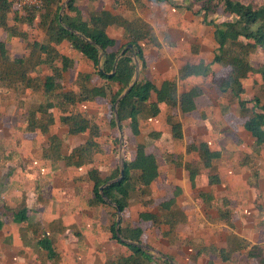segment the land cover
<instances>
[{
    "label": "crops",
    "instance_id": "1",
    "mask_svg": "<svg viewBox=\"0 0 264 264\" xmlns=\"http://www.w3.org/2000/svg\"><path fill=\"white\" fill-rule=\"evenodd\" d=\"M183 1L171 0V3L158 5L152 0H142L143 7L139 6V0H77V4L85 20H89L92 13L108 10L127 19L141 17L152 25L161 47L145 44L148 60L145 67L141 64L140 67L146 74H151L147 80L160 86L166 79L178 80L180 67L189 61L193 63L200 59L211 61L217 47L213 38L212 53L208 56L204 54L203 49L207 46V39L204 36L209 25L202 19L203 13L198 15L200 19H196L195 13L198 12L196 9L192 12L178 10L176 5L182 4ZM185 21L187 23L182 24ZM29 29L38 33L32 40L42 41L45 38V34L37 27L29 26ZM27 33L31 39L30 33ZM107 35L116 40V46L109 48V52L119 50L128 42L125 30L121 27L108 26ZM18 40L23 41L15 38L9 44V50ZM23 42L26 51L27 43ZM195 45H199V54L192 50ZM60 51L75 60L77 71L94 72L93 67L89 66L86 59L72 49L69 43H63ZM262 55L264 52L259 50L256 60L264 63ZM150 57L152 59H149ZM74 79L75 72H69L64 80L66 86L71 87ZM179 88L181 89L182 85H179ZM202 89L205 94V87L202 86ZM217 92L220 101L224 94L219 90L214 91ZM155 98L153 100H156ZM38 100L37 94L27 93L19 96L0 88V214L2 207L19 208L20 202L23 201L29 216L27 221L20 223L2 217L5 220L3 230L0 232V264H116L119 258L129 255L131 250L114 238L111 232L110 228L118 218L117 216L114 219L112 216L116 213L113 208L116 206L106 208L89 205L94 185L86 175L88 168L67 166L64 161L45 160L44 148L49 147V136H45L44 140L37 134H31L34 137L22 136L20 130L16 131L18 124L13 125V133L4 128L5 120L16 118V114H21L20 111L23 109L27 111L31 102L35 103ZM219 101L215 107L209 105L199 107L197 103L198 109L191 113L193 114L191 117H187L191 114L184 115L187 118L180 116L179 121L182 123L184 133L181 140L173 137L171 126L169 132L164 133L162 128H151L155 125L154 120L162 122L159 116L164 114V109L168 120L170 109L165 104H160L158 116L141 119V134L138 137L134 136L136 141L139 137L145 140L157 139L166 148L165 154L173 155L174 160L177 156L182 158L183 166L178 167L171 163L160 167V178L167 182L166 186L172 191L169 194L171 196L165 191H159L157 196L162 199L159 206L149 209L142 206V197L138 201L134 194L123 214V226H131L139 220L142 212L159 214V208L163 204L173 202L169 207L180 209L186 215L188 221L179 223L175 230L176 236L171 239L164 238L159 229L150 222L145 224L147 229L139 246L148 250L155 258L154 252L160 254L157 259L165 260L167 255L173 264H187L185 257L189 254L187 259L191 264H248L247 253L251 246L260 245L264 248V147L258 152L254 151L255 138L244 128L246 119L240 114L239 99L232 96L231 103L226 99L224 102ZM108 106L110 107L106 99L98 98L95 102L81 104L78 107L82 114L101 126L102 139L105 141L104 149L105 144L112 142L110 136L112 131L107 119ZM211 112L214 113L213 116H218L217 131L212 123ZM195 113L200 114V119L191 120ZM239 119L242 120L241 124L235 126L234 120ZM186 121L194 125L186 126ZM148 127L151 129L146 130L147 134H144L143 129ZM187 130L189 137L186 134ZM53 131L62 140L63 152L67 155L87 140V135L84 134L68 135V128H59L57 123ZM155 132L160 134L153 136ZM144 141L138 140V144L145 143L147 150ZM202 142L208 143L212 150L222 152V156L215 160L213 170L201 168L196 178V186L193 188L190 174L184 165L199 162V154L195 150L188 152V148ZM102 157L105 161L99 167V172L101 178L105 179L111 170L122 165L118 157L119 164L116 166L115 160L118 158L112 153L109 154L106 149ZM211 177L217 178L219 182L210 184ZM176 193L179 194L175 197ZM200 193L207 194V198L200 197ZM229 200L234 204L235 214L236 209L237 214L246 213L239 222L238 217L235 219L233 216V226L224 222L221 216V211L227 204L225 202ZM211 202L212 205L208 206ZM164 219L169 221L170 216L165 214ZM145 235L147 240L144 238ZM231 235L246 240L251 246L237 255V261L224 263L211 252V247L227 248ZM43 239L52 244L57 257L49 258L48 251L43 248L44 244H41ZM143 241L148 244H143Z\"/></svg>",
    "mask_w": 264,
    "mask_h": 264
},
{
    "label": "trees",
    "instance_id": "2",
    "mask_svg": "<svg viewBox=\"0 0 264 264\" xmlns=\"http://www.w3.org/2000/svg\"><path fill=\"white\" fill-rule=\"evenodd\" d=\"M152 2L163 5L171 3V0ZM43 3V11L40 12L31 7L18 10L14 7L13 0H0V31L7 33L6 41H0V88L19 96L27 93L39 95V100L31 102L25 113L23 109L26 116L24 131L37 134L40 139L49 136V147L44 148L45 160L64 161L67 166L88 168L86 175L94 185L93 196L88 202L91 207H111L107 202L110 200L116 206L113 207L116 210L112 215L114 219L121 212L120 224L115 219L110 229L114 238L128 246L131 253L119 258L116 264H173L167 255L165 260L157 259L139 245L142 244V236L147 229L146 223L150 222L164 238L171 239L176 236L175 230L179 223L188 221L186 215L180 209H171L169 205L173 202L163 204L159 208L161 214L142 212L139 220L131 226H123V214L134 194L138 197L151 194L152 184L160 177L162 165L173 163L178 167L183 166L182 158L177 156L174 160L170 154L158 158L147 152L143 142H139L134 157L130 158L126 149L128 140L124 137L126 126L134 136H140L141 119L158 116L160 104H165L170 109L167 121L172 128L173 137L176 140L183 139L182 123L173 112L178 111L182 115L195 112L198 109L197 100L203 96L204 91L201 84L191 82L201 80L203 83L212 78L211 82L222 94L230 92L239 99L240 114L246 119L244 128L255 138L254 151H260L264 147V104L257 96L250 100L242 99V96L246 92L245 81L249 78L258 77L264 85V63L254 58L259 50L264 52V3L184 0L182 4L176 5L179 9L191 12L197 9L204 14L205 24L213 27L217 46L213 59L209 62L200 59L198 62L185 63L179 69L178 80L166 79L160 86L147 79H138L118 105V99L135 81L138 67L136 59L143 67L147 64L148 56L144 45L161 47L153 26L141 17L127 19L108 10L92 13L89 20H85L77 0H71L66 6V0H43ZM138 4L140 7L144 6L142 0ZM220 10L231 16V19L221 23L209 21ZM24 24L31 28L37 27L45 34V38L42 41L30 39L27 32L20 30V25ZM108 26H118L125 30L128 42L117 51H108L116 46V40L106 33L105 28ZM15 38L27 43L22 56L12 57L9 53L8 46ZM65 42L86 59L88 65L93 67V73L76 70L75 60L60 51ZM199 49V45L192 48L195 54H199ZM123 50L125 52L121 54ZM216 68L228 69V74L215 77ZM69 72H75L71 87H67L64 81ZM179 85H182V90ZM98 98L106 99L110 105L108 120L111 130L118 129L115 110L121 123L120 130L124 137L123 177L122 166H117L105 179L101 178L99 166L103 161L99 159L105 155L101 126L78 110L81 104L95 102ZM56 123L59 128H68V135H87L86 142L68 155L65 154L62 140L53 131ZM156 134L160 133L155 132L153 136ZM111 139L116 146L120 142L118 137L112 135ZM193 150L199 154V162L186 163L184 167L190 174L192 187L195 188L201 168L213 170L214 162L221 158L222 152L212 150L206 142L188 148V152ZM247 160L248 157L245 162ZM218 182L217 178H210V184ZM199 195L203 199L208 196L205 193ZM225 203L227 204L221 211V216L224 222L233 226L234 204L231 200ZM151 204L150 201L143 206ZM20 205L19 208L2 207L0 232L4 227V217L17 223L28 220L25 202L21 201ZM165 214L170 216L169 221L164 219ZM41 244H44L43 248L48 251L50 259L57 257L48 240L43 239ZM250 246L246 240L231 235L227 248L211 247V252L224 263H230L237 261V255ZM247 258L248 264H264V248L260 245L251 246Z\"/></svg>",
    "mask_w": 264,
    "mask_h": 264
},
{
    "label": "rangeland",
    "instance_id": "3",
    "mask_svg": "<svg viewBox=\"0 0 264 264\" xmlns=\"http://www.w3.org/2000/svg\"><path fill=\"white\" fill-rule=\"evenodd\" d=\"M238 1H242V2H245V3H248V2H251V1H254V2H258V3H261V4H263L264 3V0H238ZM177 3H179V1H177ZM181 4V3H180ZM178 10H182V9H179L178 8ZM197 10V9H196ZM198 11V10H197ZM199 14H201L199 11L197 12V14L195 13V17H196V19H200L201 17H202V19H204V14H202V16L201 17H199L198 15ZM182 15H183V13H182ZM228 19H231V16H227V15H225L224 13H223V11H219V13H217L216 15H213L212 17H210V19H209V21H211V20H214V21H216L217 23H221V22H223V21H225V20H228ZM158 20H159V18H158ZM181 20H183V19H181ZM12 21H13V19H12V17H11V24H12ZM160 21V20H159ZM185 23H187L186 21L185 22H183L182 24H185ZM185 27H187V25H185ZM184 27V28H185ZM208 28H207V32L205 33L206 35L204 36L205 37V39H207L206 41H207V46H205L204 47V49H203V52H204V54L205 55H209V54H211L212 53V51L213 50H211L212 49V46H211V42L213 43V27L212 26H207ZM20 28H21V30L24 32H29L30 33V37H31V39H33L34 38V36L35 35H38V33H36L35 31H30V29H29V26L27 25V24H24V25H20ZM107 28L108 27H106L105 28V30H106V33H107ZM180 28H182V27H180ZM33 35V36H32ZM0 39H3V41H6V39H7V33L6 32H4V31H0ZM14 46L13 47H10V55L12 56V57H18V56H20V55H22L23 53H24V51H25V49H24V47L25 46H23L24 44H25V42H23V41H21V40H18V41H15L14 43ZM261 57H264V55H262ZM254 58H256V56H254ZM149 59H152V57H150ZM140 64L141 63H139L138 62V78L140 79V80H145V79H147V77H149V75H151V74H146V71L143 69H141V67H140ZM85 68H87L86 66H85ZM226 74H228V69H225V68H216V70H215V77H219V76H222V75H226ZM211 80H212V78H209L208 80H207V82H204L203 81V83H201V82H198V81H194V82H191V84H194V83H197V84H201L203 87H205V91H206V93L204 94V96H202L198 101V103H199V107H204L205 105L206 106H214L215 107V105L217 106V103H218V101H219V99H218V92L217 93H214V91H216V90H218L217 89V87L215 86V84L213 83V82H211ZM245 89H246V92H245V94H243V99H247V100H250V99H254L256 96L257 97H259L261 100H262V102L264 103V85L262 84V81H261V79L260 78H258V77H251V78H249L247 81H245ZM181 90H182V88H181ZM155 97V96H154ZM231 98H232V95L230 94V92L229 93H227V94H224L223 96H222V98H221V100L220 101H222V102H224L225 101V99L226 100H228V102L229 103H231ZM219 101V102H220ZM109 107V106H108ZM236 109L238 108V106L237 107H235ZM21 112V114L20 113H18V114H16L17 116H16V118H11V119H8V120H5V122H4V128L6 129L7 128V130L8 131H10V133H13V125H17L18 124V127L16 128V131L17 130H20V133H21V135L22 136H31V137H34V135H31V134H28V133H26L25 131H24V127H23V123H24V120H25V111H24V113H23V110H21L20 111ZM169 112H170V110H169ZM111 113V111H110V107H109V112H108V114H107V116L109 115ZM163 113L164 114H161L159 117L161 118V120H162V122H157V120H154L155 121V125L154 126H152L151 128H162L163 129V132L162 133H164V132H169V127H170V125L167 123V120H166V118H167V116H166V111H165V109L163 110ZM174 114H177V117H179L180 118V116L181 117H184V118H187V117H191L193 114H191L190 116H187V117H185L184 115H182L181 113H179L178 111H174L173 112ZM172 113V114H173ZM209 114V113H208ZM207 114V116H208V118L207 119H209V117H210V114L208 115ZM213 112H211V117L213 116ZM21 116V117H20ZM194 116L195 117H192L191 118V120H198V119H200V114H197V113H195L194 114ZM13 117V116H12ZM18 117H20V118H18ZM176 117V116H175ZM108 119V118H107ZM1 120V119H0ZM109 121V120H108ZM235 122H234V125L235 126H237L239 123L241 124V122H242V120L241 119H239V120H234ZM148 122V121H147ZM146 122V123H147ZM212 123L215 125V131H217L218 130V123H219V121H218V116L217 115H214L213 117H212ZM237 124V125H236ZM190 125H194V123H190V122H187L186 121V126H190ZM185 126V127H186ZM150 127H148V128H145V129H143V132L145 131V133L144 134H147L146 133V130H150L149 129ZM187 128V127H186ZM112 132H111V135L113 136V137H118L119 138V140L121 139V137L122 138H124V137H126V139L128 140V145H127V147H126V149H127V151H128V155H129V157L130 158H133L134 157V155H135V149H136V147H137V145H138V140H142V141H144L145 139L144 138H140L139 137V139L136 141V139L134 138V135L132 134V132H131V130H130V128L128 127V126H126V129H125V136L123 137V135H122V133H121V131L120 130H117V129H115V130H111ZM151 133V132H150ZM186 134H188L187 136L189 137V131L187 130V132H186ZM8 135H11V134H8ZM110 135V136H111ZM118 135H120V136H118ZM5 137V136H4ZM141 137H143V136H141ZM43 140H44V138H43ZM102 141L105 143V141L102 139ZM146 141V144H147V150H148V152H150V153H153V154H155L158 158H161L164 154H165V152H167L166 151V148L164 147V145H162L161 143H160V141L159 140H157V139H153V138H148L147 140H145ZM144 141V142H145ZM105 149H106V151L109 153V154H113L115 157H120V155H121V151H120V142L118 143V145L116 146L113 142H110L109 144H105ZM123 149V148H122ZM164 151V154H162V152ZM103 158V159H102ZM99 160H101V162L103 161H105L104 160V157H101ZM102 162V163H103ZM102 163L100 164V166L102 165ZM115 163H116V166L119 164V158H118V160H115ZM194 163H196V161L194 162ZM99 166V167H100ZM180 175H181V173H180ZM167 185V182L163 179V178H160L159 177V179H158V181L157 182H155L154 184H153V187H152V189H151V194H149V195H147L146 197H144V196H142V198L141 197H137V196H135V198L138 200V201H140L139 199L141 198V201H142V206L144 205V203H146V202H152V204L151 205H149V206H146V207H149V209H151V208H153V207H156V206H159V203H160V201L162 200L161 198H160V196L158 195L157 196V193L159 192V191H165L166 192V194L167 195H169V194H171L172 193V191H171V189H169V186H166ZM169 196H171V195H169ZM144 207V206H143ZM126 210V209H125ZM245 214L246 213H244V212H242V213H238L237 214V209H236V214L234 215V218L235 219H237V217H238V219H237V221L239 222L240 220H242L243 218L242 217H244L245 216ZM253 215V213H251V216ZM240 219V220H239ZM5 220V219H4ZM197 227H199V225H196ZM144 238H145V240H147V236L145 235L144 236ZM146 244L147 242L145 241H143V244ZM148 244V243H147ZM154 254L156 255V258L157 257H160V254H158V253H156V252H154ZM190 255L189 254H187V256L185 257V259L187 260H185L186 262H187V264H191V263H189V261H188V257H189Z\"/></svg>",
    "mask_w": 264,
    "mask_h": 264
},
{
    "label": "water",
    "instance_id": "4",
    "mask_svg": "<svg viewBox=\"0 0 264 264\" xmlns=\"http://www.w3.org/2000/svg\"><path fill=\"white\" fill-rule=\"evenodd\" d=\"M71 0H68L67 1V3L68 2H70ZM63 11H64V9L62 10V12H61V14H63ZM129 47H131V46H129ZM124 52H125V50H123L122 51V53L121 54H124ZM136 63L138 64V61H137V59H136ZM138 67H137V71H136V77H135V81H134V83L121 95V97L118 99V102H117V105L119 104V102L121 101V100H123V98L131 91V89H132V87H133V85L137 82V80H138ZM115 114H116V121H117V125H118V128L120 129L121 128V123H120V121H119V118H118V116H117V111L115 110ZM123 138L121 137V141H120V151L122 152L121 153V155H120V162H121V165H122V168H121V174H122V177H123V174H124V167H123ZM107 202L110 204V205H115L112 201H110V200H107ZM119 214H118V218H117V224L119 225L120 224V222H121V212L119 211L118 212ZM141 246V245H140Z\"/></svg>",
    "mask_w": 264,
    "mask_h": 264
},
{
    "label": "built area",
    "instance_id": "5",
    "mask_svg": "<svg viewBox=\"0 0 264 264\" xmlns=\"http://www.w3.org/2000/svg\"><path fill=\"white\" fill-rule=\"evenodd\" d=\"M14 7L18 10L31 7L35 8L38 11H43L44 3L43 0H13Z\"/></svg>",
    "mask_w": 264,
    "mask_h": 264
}]
</instances>
